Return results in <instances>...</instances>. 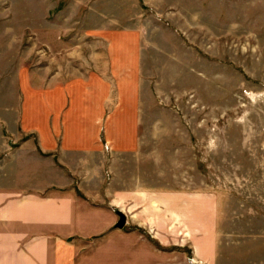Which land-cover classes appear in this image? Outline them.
<instances>
[{
  "label": "crops",
  "instance_id": "0c3cea01",
  "mask_svg": "<svg viewBox=\"0 0 264 264\" xmlns=\"http://www.w3.org/2000/svg\"><path fill=\"white\" fill-rule=\"evenodd\" d=\"M92 10L86 18L103 17ZM98 20L77 41L42 18L46 68L3 74L0 264H189L187 252L214 264L215 195L153 189L110 169L139 145L140 39Z\"/></svg>",
  "mask_w": 264,
  "mask_h": 264
},
{
  "label": "rangeland",
  "instance_id": "374dc122",
  "mask_svg": "<svg viewBox=\"0 0 264 264\" xmlns=\"http://www.w3.org/2000/svg\"><path fill=\"white\" fill-rule=\"evenodd\" d=\"M86 7L106 31L140 39L139 145L110 169L215 195L214 264H264V0H0V77L46 68L42 18L72 40L94 32Z\"/></svg>",
  "mask_w": 264,
  "mask_h": 264
},
{
  "label": "water",
  "instance_id": "95a60500",
  "mask_svg": "<svg viewBox=\"0 0 264 264\" xmlns=\"http://www.w3.org/2000/svg\"><path fill=\"white\" fill-rule=\"evenodd\" d=\"M117 215H118V222L116 223V227L121 229L124 226L126 219L124 215H122L121 213H117Z\"/></svg>",
  "mask_w": 264,
  "mask_h": 264
},
{
  "label": "built area",
  "instance_id": "2783aa9c",
  "mask_svg": "<svg viewBox=\"0 0 264 264\" xmlns=\"http://www.w3.org/2000/svg\"><path fill=\"white\" fill-rule=\"evenodd\" d=\"M105 149L108 150V148L105 146Z\"/></svg>",
  "mask_w": 264,
  "mask_h": 264
}]
</instances>
